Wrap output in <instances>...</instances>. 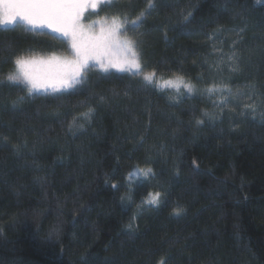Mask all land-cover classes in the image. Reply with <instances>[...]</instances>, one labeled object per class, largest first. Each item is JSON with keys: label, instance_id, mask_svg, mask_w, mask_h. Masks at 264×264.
Returning a JSON list of instances; mask_svg holds the SVG:
<instances>
[{"label": "trees", "instance_id": "trees-1", "mask_svg": "<svg viewBox=\"0 0 264 264\" xmlns=\"http://www.w3.org/2000/svg\"><path fill=\"white\" fill-rule=\"evenodd\" d=\"M151 2L89 9L141 71L55 92L7 76L66 38L0 26V264H264V0Z\"/></svg>", "mask_w": 264, "mask_h": 264}, {"label": "snow or ice", "instance_id": "snow-or-ice-1", "mask_svg": "<svg viewBox=\"0 0 264 264\" xmlns=\"http://www.w3.org/2000/svg\"><path fill=\"white\" fill-rule=\"evenodd\" d=\"M111 3L112 0H0V26L14 25L21 21L33 29H51L66 38L71 50L69 56L52 55L47 59L19 56L15 59L16 71L9 74L7 80L26 84L29 93L42 89L47 91L49 88L55 92L84 84L87 81L88 70L96 65L104 72L111 68L121 72L133 69L139 72L141 69L137 52L139 44L129 38H120L121 32L126 29L119 17H101L87 25L83 23L84 14L89 9L96 12L102 5L107 6ZM153 7L151 0H148L146 11ZM142 18L143 13L136 20L130 21L133 30L139 26ZM113 50L122 52L123 59H112ZM37 65L62 70L38 72ZM143 78L152 83L156 79V73L148 72ZM181 85L189 93L192 92V85L185 84L181 77L163 81V86H172L176 89ZM142 171L145 178L155 175L150 168ZM160 195L158 192L150 194L149 199L142 203L158 204ZM176 214H180L179 209Z\"/></svg>", "mask_w": 264, "mask_h": 264}, {"label": "rangeland", "instance_id": "rangeland-1", "mask_svg": "<svg viewBox=\"0 0 264 264\" xmlns=\"http://www.w3.org/2000/svg\"><path fill=\"white\" fill-rule=\"evenodd\" d=\"M89 10L87 12H85L84 14V20H83V23L84 24H89L91 23L92 21L94 20H98V19H89ZM88 19V20H87ZM19 22V21H18ZM122 22V21H121ZM123 23V22H122ZM124 24V23H123ZM4 26H8V25H4ZM120 38L121 39H124V38H129L131 39L128 35L125 34L124 31L121 32L120 34ZM133 40V39H132ZM71 53H66L65 54H62V53H54V54H51V55H43V56H32V57H36V58H44V59H47L48 57L52 56V55H56V56H69ZM112 59L114 60H122L123 59V53L122 52H119V51H115L113 50L112 52ZM141 63V62H140ZM16 66V65H15ZM141 69H142V66H141ZM140 69V71H141ZM36 70L38 72H57V71H61L62 69H59V68H54V67H48V66H42V65H37L36 66ZM133 71H136L135 69H133ZM62 90H66V89H62ZM41 92H44L45 90H39ZM47 91H52L51 88H49Z\"/></svg>", "mask_w": 264, "mask_h": 264}]
</instances>
